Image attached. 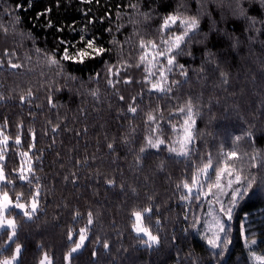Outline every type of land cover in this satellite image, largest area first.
I'll return each instance as SVG.
<instances>
[{
	"label": "trees",
	"instance_id": "obj_1",
	"mask_svg": "<svg viewBox=\"0 0 264 264\" xmlns=\"http://www.w3.org/2000/svg\"><path fill=\"white\" fill-rule=\"evenodd\" d=\"M137 2L99 0L97 3L93 0L85 4L81 0H0V23L9 28L7 35L0 31V60L5 64L0 68V94L4 96L0 100V126L6 121L7 134L15 137L17 125H23L20 150L24 151H29L30 130H34L35 149L30 150V155L34 158L33 167L41 185L35 221L21 219L22 214L14 210L20 222L18 239L23 245L22 264H39L44 251L50 254L54 264H66L64 256L72 242L78 240L79 229L86 226L89 211L93 213L94 223L89 226L83 249L73 254L72 264H191L193 258H198L199 264H253L240 236V224L245 225L247 235L255 236L257 252L264 254V188L254 187L240 203L231 223L233 243L222 255H213V250L198 233L183 230L189 222L183 219L185 209L178 200L175 181L181 177L185 165L162 147L159 152H146L142 167L137 168L135 154L146 132L144 113L159 104L167 117L169 106L183 103L188 96L194 101L199 97L196 127L203 134L198 141L202 152L205 145L214 155L221 144L229 149L235 136H243L248 131L253 133L254 143L245 136L239 142L240 151L251 152L253 148L264 151V25L256 26L261 28L257 34L246 20L237 17L235 0H183L180 11L202 14L201 28L208 33V39L206 44L193 45L194 58L181 57L180 62L199 68L204 62L203 52L211 49L222 62L221 66L230 73V82L221 84L217 71L205 64L207 79L197 82L190 70V85L174 86L172 96L175 99H160L155 93L150 95L142 83V69L121 72V77L130 76L132 83L121 82L115 88L108 85L104 75V60L116 63L122 54L125 59L131 57L130 63H135L138 37L134 31L145 38L155 37L160 16L174 11L181 0H139V10L129 7ZM17 5L23 7L17 9ZM245 6L250 15L264 21V8L256 0L251 3L245 0ZM48 8L52 11L46 16L38 15ZM144 12L151 13L147 21L142 15ZM15 16L21 18L19 24H15ZM48 20L52 28L47 27ZM89 20L94 23H88ZM213 22L215 31L212 30ZM14 24L15 31L12 30ZM72 25L75 31L70 30ZM85 26L89 36L99 37V42L113 51L104 59L98 58L84 66L66 65V71L78 77L76 81L57 76L55 69L37 57L35 48L52 51L58 47L59 38L78 40L80 29ZM58 27H64L65 31L57 32ZM108 28L112 29L111 33L106 31ZM21 32L31 33L34 40ZM113 36L121 42L128 41L122 53L109 43ZM230 36L239 39L236 49L231 47ZM29 56L31 60L26 58ZM9 59L23 67H8ZM96 72L101 78L91 79ZM175 79L183 78L177 75ZM57 88L61 90L56 91ZM29 89L31 97L27 96ZM97 89L98 98L91 95ZM21 95L26 96L24 103L20 101ZM49 95L56 107L50 106ZM121 95L123 101L119 98ZM133 97L138 105L135 117L127 112ZM57 124L59 128L53 132ZM131 127L136 131L128 147L122 143V137ZM164 127L167 138L170 129L167 125ZM109 142H114V152L108 149ZM10 145L5 163L6 171L14 177L12 169L19 166L20 157L17 146L11 142ZM36 156L40 159L35 160ZM161 162L163 170L159 168ZM108 178L115 179L117 186L110 187L105 182ZM121 184L123 188L119 187ZM16 187L30 191L19 180ZM132 188L136 189L135 194ZM149 196H154V201H149ZM150 202L159 205L158 212L154 207L153 230L155 217L162 224L161 245L151 249L139 243L131 229L129 214L132 207H143ZM76 211L81 213L79 217H75ZM69 230L73 232V241L67 239ZM105 240L109 243L107 250L102 247ZM9 249H4L6 255L10 254Z\"/></svg>",
	"mask_w": 264,
	"mask_h": 264
},
{
	"label": "snow or ice",
	"instance_id": "obj_2",
	"mask_svg": "<svg viewBox=\"0 0 264 264\" xmlns=\"http://www.w3.org/2000/svg\"><path fill=\"white\" fill-rule=\"evenodd\" d=\"M93 0H81V3L91 4ZM99 3V0H96ZM252 0H249L251 3ZM261 8H264V0H256ZM23 7L17 5V9ZM134 10H139V0L135 4H129ZM183 7V0L176 5L174 11L160 16V24L156 28L155 37L145 38L139 32L134 31L138 37L136 48L137 54L135 63H130L121 54L116 63H108L104 60L106 69L105 77L109 86L115 88L117 84H131L130 76L121 77V72L127 73L131 68L142 69L144 73L143 84L147 86L149 94H157L160 99H175L172 96L174 86L190 85L192 78L189 76L190 70L195 76L197 82L207 79V69L205 64H210L217 71L220 77V83L227 85L230 82V73L221 65L222 62L217 59V54L211 49H205L203 52L204 62L199 68H191L189 65L180 62L181 57L194 58L193 45L206 44L208 33L201 28L202 14L190 15L187 12L180 11ZM203 7V4H201ZM11 16V12L5 9ZM51 8L41 12L39 16H46L50 13ZM234 14L248 22L249 26L259 34L261 28L256 27L258 24L264 25V21L258 20L257 17L250 15L248 7L245 6V0H235ZM147 21L151 18V13H142ZM20 17L15 16V24H19ZM88 23H94L89 20ZM15 24L12 30L15 31ZM47 27L52 28L51 20H48ZM70 30L75 31V26H69ZM119 28V26H118ZM213 31H215V22H213ZM0 31L5 35L9 33V28L0 23ZM57 32L63 33L64 27L56 28ZM88 28L85 26L80 29L78 40L58 39V47L52 51L35 48L38 58L44 60L45 64L55 69L57 76H62L69 81H76L77 76L66 71V65L84 66L98 58L104 59L106 54L113 51L112 48L105 47L100 38L95 35H88ZM112 32L111 28L106 29ZM33 39L31 33H20ZM203 39H199L200 37ZM231 40V47L236 49L239 46V39L235 36L228 37ZM131 38H129L130 40ZM251 39V38H250ZM128 41L121 42L113 36L109 43L123 52L124 44ZM5 55H8L5 50ZM12 55H15L13 53ZM31 60V57H26ZM8 67L12 69L22 68L20 63H13L11 59L7 61ZM5 66L4 61L0 60V68ZM183 79L177 80L176 76ZM91 79L99 80L101 74L96 72ZM57 88L56 91H60ZM93 97L98 98V89L91 92ZM28 97L32 96L31 89L28 90ZM142 96V93H141ZM120 100L124 97L121 95ZM4 96L0 94V100ZM26 96L21 95L20 101L24 103ZM48 101L51 107L57 105L53 102L52 96L49 95ZM199 97L194 101L192 96L174 106H169L168 116L164 114V109L157 104L156 108L144 113V123L146 132L143 143L139 146L135 154V165L137 168L142 167L144 154L149 150L157 152L163 150L177 159L178 162L185 165L179 180L175 181V190L178 193V200L182 203L185 213L183 219L188 226L183 230L185 233L192 231L199 234L207 246L213 250V255H222L227 251L228 246L233 243L231 236V223L235 218L236 209L240 203L249 195L254 187L264 188V151L253 148L251 152H241L239 142L245 139V136L254 143L253 133L246 132L243 136L238 135L233 138L232 147L225 149L223 144L220 145L216 154L212 151L205 150L202 152L198 146V141L202 133L198 132L196 124L199 116ZM127 112L135 117L138 112L136 98L133 97L128 104ZM170 129V134L165 133V127ZM23 125H17V134L15 137L7 134V122L0 126V264H22L21 256L23 245L19 242L18 235L20 231V222L14 214V210H19L22 214L21 219L26 221H35L39 210L41 196L40 177L36 175L33 167L34 158L30 155V150L35 149V132L30 130L32 142L29 143V151L20 150L22 145L21 129ZM59 125H55L53 132L57 131ZM136 129L131 127L129 133L122 137V143L131 147L132 136ZM11 144H14L20 157V164L17 168L12 169L14 177H10L6 171L7 152ZM107 147L110 151H115L114 142H109ZM40 157L36 156L35 160ZM159 168L163 170L164 164L161 162ZM255 169L256 171H252ZM75 175V173H73ZM259 177V179H258ZM17 180L28 186L30 191L25 192L23 189L16 187ZM110 187H115L116 181L108 178L105 181ZM123 188V185H119ZM135 194L136 189L132 188ZM149 201H154V196L148 197ZM154 207L156 212L159 211V205L148 203L143 207H132L130 209L131 229L139 238V243L148 247H159L161 245L160 231L162 228L161 220L155 217V231L151 221L154 218ZM81 213L75 212V217ZM147 221V222H146ZM94 223L92 211L87 213V224L79 229L78 240L73 241V232L69 230L67 239L73 241L69 250L64 256L66 264H72L73 254L83 249L85 241L88 239L89 226ZM247 229L243 223L240 224V236L244 240L245 246L249 249V257L253 264H264V254H259L255 249L257 240L255 236L246 234ZM176 236L172 235V241L175 242ZM97 243H100L97 238ZM9 246L11 248L9 249ZM102 247L107 250L109 243L105 240ZM4 249H9L10 254H5ZM95 251L93 256H95ZM193 255L190 253V256ZM39 264H54L53 258L47 251H44ZM191 264H199L198 258H193Z\"/></svg>",
	"mask_w": 264,
	"mask_h": 264
},
{
	"label": "rangeland",
	"instance_id": "obj_3",
	"mask_svg": "<svg viewBox=\"0 0 264 264\" xmlns=\"http://www.w3.org/2000/svg\"><path fill=\"white\" fill-rule=\"evenodd\" d=\"M18 212H19V210H17ZM85 243H86V241H85ZM82 250V249H81Z\"/></svg>",
	"mask_w": 264,
	"mask_h": 264
}]
</instances>
